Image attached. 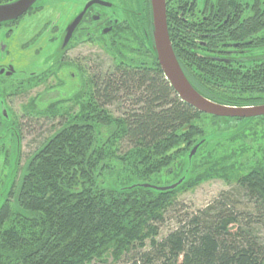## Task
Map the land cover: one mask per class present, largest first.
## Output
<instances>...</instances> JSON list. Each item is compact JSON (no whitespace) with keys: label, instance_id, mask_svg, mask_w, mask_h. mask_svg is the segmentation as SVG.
I'll return each mask as SVG.
<instances>
[{"label":"trees","instance_id":"trees-1","mask_svg":"<svg viewBox=\"0 0 264 264\" xmlns=\"http://www.w3.org/2000/svg\"><path fill=\"white\" fill-rule=\"evenodd\" d=\"M190 2L189 15H174L175 8ZM237 5L242 11L247 0L202 5L166 0L170 39L183 72L202 96L222 105H263L264 0L254 1L250 16L236 13ZM150 17L149 29L132 33L151 64L127 51L131 58L92 67L83 111L62 116L57 134L23 167L18 134L9 137L13 149L0 144V167L11 169L0 189V264H107L109 259L113 264H264V171L233 176L228 190L196 209L175 195L191 176L198 153L190 157L193 148L171 184L182 182L172 190L145 187L151 184L145 181L110 183L105 175L110 160L124 161L167 143L161 154L171 158L178 139L187 135L184 129L203 132L193 123L210 115L179 97L144 44L147 35L153 43L152 11ZM210 116L243 123L239 132L264 119ZM102 128L112 136L103 137ZM219 135L214 130L204 136L200 147ZM154 160L149 170L166 166L168 157ZM171 221L174 227L162 235Z\"/></svg>","mask_w":264,"mask_h":264},{"label":"rangeland","instance_id":"rangeland-1","mask_svg":"<svg viewBox=\"0 0 264 264\" xmlns=\"http://www.w3.org/2000/svg\"><path fill=\"white\" fill-rule=\"evenodd\" d=\"M52 1L53 5L48 7L45 12L36 14L33 21H26V24H30L19 32L22 42H26L35 35L38 36L42 33V31L39 32L37 30L38 27L35 28L33 26L36 22L44 24L49 21L50 28H56V14L59 6L56 0ZM112 1L125 10L135 11L139 10L141 6L139 0ZM147 6L149 7V4ZM134 11L133 13L125 11L124 15L127 19V24L123 25L125 29L123 37L116 44H114L115 39L113 35L107 37L101 35L96 38L94 44H84V47H78L77 50L72 51L67 56L66 61L72 59V57L76 58L75 56L78 55L81 58L86 57V59H79L78 61L80 67L79 77L72 78L70 75L71 71L59 74L54 71L51 74L53 66L60 57V47L59 44L50 43V35L48 34L47 38L45 37L40 45V48L46 45L45 54L38 55L37 59L35 58L29 62V67L26 68L27 74L25 75L27 78L21 80L23 76L17 75L11 80H6L4 87L8 89L7 91L17 92L9 102L12 113L11 118L13 121H15L14 119L18 120L17 122L22 118L20 139L21 167L26 164L31 155L48 137L51 138L57 134V130L61 126L60 118L62 116L66 115L67 112L76 113L78 116L83 111L82 108H84L85 102L88 101L86 94L91 91L89 84L91 76L90 67L101 65L107 68L108 65L112 64L114 59L123 61L120 58L125 56L131 58L132 54L128 53V55H125L127 51L138 53L136 58H146L145 60L148 64L153 62L152 59H147L150 58L147 56L149 53L142 47L134 33H132L134 30L141 34L140 31L142 29L141 20L139 21V16ZM65 17L66 14L64 15ZM141 17H143V14ZM83 38L82 35H79L77 39L82 40ZM143 41L146 47L149 48L150 44L147 36L143 37ZM139 46L142 50H139ZM87 57L91 59H87ZM34 75H40V77L32 78ZM23 82L25 85L20 88L19 84ZM108 109L114 117L119 116L115 107H109ZM64 117H67V115ZM35 121L37 122L35 123ZM193 124L203 132L196 133L195 131L192 134L190 126L184 129L187 133L185 137L190 139V135H192L191 139L188 142L185 137L179 138L177 145L180 146L177 150L171 151V158H169V154H161L168 145L167 143L166 146H161L155 151H148L147 154L133 153L124 161L110 160L107 165L111 167L107 170L109 172L105 174L109 177V182L127 184L133 181H145L153 185L168 186L182 175L187 161L185 158L192 148L199 145L197 148L198 153L196 151L197 155L193 159L191 176L188 178L187 183L175 192L179 202L188 205L191 209H196L206 206L221 191L228 190L231 187L230 183L233 181V176L246 174L253 170L264 171L263 118L255 119L241 132L239 131L243 129V123L236 121L227 123L218 118L214 119L210 115L199 116ZM214 130L220 131V135L217 136L216 141H208L200 147L201 144L199 143L202 141L200 139ZM101 131L103 137L105 134L112 136L105 133V128H102ZM232 132L233 134H231ZM9 137L8 132L5 133V131L0 129V144L5 143L3 144L5 148L11 150L16 144H13V140L10 141ZM190 142L192 144H189ZM115 156L117 157V155ZM159 157L160 159L168 157L167 165L160 169L154 168L149 170L150 162L155 161V158L157 160ZM8 169V167H4L3 169L0 167V189L3 187L6 174L9 173ZM170 169H173L174 172L168 174ZM2 199H0V203ZM173 227V221L167 222L161 230L162 235H165ZM261 233L264 236V229ZM107 264H113L112 259H109Z\"/></svg>","mask_w":264,"mask_h":264},{"label":"flooded vegetation","instance_id":"flooded-vegetation-1","mask_svg":"<svg viewBox=\"0 0 264 264\" xmlns=\"http://www.w3.org/2000/svg\"><path fill=\"white\" fill-rule=\"evenodd\" d=\"M21 0H0V6H7L15 4ZM52 0H34L26 10L22 12L17 18H12L8 20L0 21V129L9 133V135L18 134L19 139H21V119L19 122L12 120V113L10 109V99H12L17 92H9L4 86L6 80H11L15 76H23L21 80L26 79L27 74L26 68L29 67V62L33 59H37L38 55L45 54V46L41 45V41L49 34L51 44H59L60 57L56 64L51 70V74L55 72L68 73L71 71L70 75L72 78L79 77L80 67L79 59H86V57L75 56L76 58L68 59L67 56L77 50L78 47H84V44H94V41L99 36H110L113 35L115 43L122 39L123 37V25L127 24V19L124 15L125 11L133 13L134 10L122 9L116 2L112 0H98L99 2H94L95 0H56L58 4L57 12V23L56 28H50V22L40 24L36 22L33 26L37 28L39 32L42 31L38 36L35 35L32 39L22 42L20 39L19 32L22 28H25L30 23L26 24L28 20H34L36 14H40L46 11V9L53 5ZM149 1V2H148ZM190 1V0H189ZM196 4L202 5L209 0H194ZM211 1V0H210ZM254 1L247 0V8L244 10H239V3L235 9L236 13L241 11L240 14H249L254 12ZM141 6L139 10H135L138 14L141 27L149 29L151 26V2L150 0H139ZM149 4V7L147 6ZM206 5V4H205ZM192 3L190 5L180 6L175 8L174 15L188 14L192 9ZM214 6V5H213ZM167 8V7H166ZM190 10V11H187ZM134 11V12H135ZM83 17L79 25L74 29L72 36L70 37L68 43L64 45L65 38L68 33V28L74 23L76 18L81 14ZM66 17L64 18V15ZM143 14V17H141ZM229 15V14H228ZM237 15V14H236ZM34 17V18H33ZM229 18V17H227ZM42 26V27H41ZM148 31V30H147ZM149 34V33H148ZM79 35L84 37L82 40L77 39ZM147 39L150 41V35H147ZM48 38V39H49ZM55 44V45H56ZM239 51V50H238ZM87 59H91L87 57ZM70 64V65H69ZM92 71V67H90ZM78 76H77V75ZM40 77V75L32 76V78ZM29 78V77H28ZM40 80V79H35ZM25 83H20L19 87L22 88ZM15 122V123H13ZM3 126V127H2Z\"/></svg>","mask_w":264,"mask_h":264},{"label":"water","instance_id":"water-1","mask_svg":"<svg viewBox=\"0 0 264 264\" xmlns=\"http://www.w3.org/2000/svg\"><path fill=\"white\" fill-rule=\"evenodd\" d=\"M34 0H21L15 4L0 6V21L17 18L30 6ZM94 2H99L95 0ZM152 9L153 43L149 41L150 48L155 53L157 61L163 71L165 78L177 92L179 97L200 112L222 117V118H254L264 116V104L253 106H229L215 103L202 96L190 83L175 55L170 39L167 21L166 0H150ZM84 13H81L74 23L68 28L65 38L66 45L73 34L74 29L79 25ZM196 145L191 153L192 157L198 148ZM182 180L168 186L142 184L145 187L154 188L160 191L172 190Z\"/></svg>","mask_w":264,"mask_h":264}]
</instances>
